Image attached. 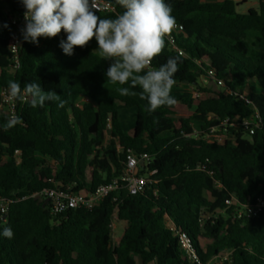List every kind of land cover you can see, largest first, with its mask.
Returning a JSON list of instances; mask_svg holds the SVG:
<instances>
[{"label": "trees", "instance_id": "16d2710c", "mask_svg": "<svg viewBox=\"0 0 264 264\" xmlns=\"http://www.w3.org/2000/svg\"><path fill=\"white\" fill-rule=\"evenodd\" d=\"M106 1L115 11L95 10L98 16L122 14L117 0ZM166 2L177 28L153 67L177 59L176 83L208 97L171 92L174 105L149 113L146 100L117 92L130 85L107 81L111 61L99 56L95 39L72 56L59 46L63 30L38 44L23 40L21 67L12 72L9 17L25 9L20 0H0V93L9 80L22 89L35 82L64 101L63 107L50 101L35 108L30 98L18 101L23 123L7 131L9 117L0 115V149L8 153L4 158L0 151V198L9 201L7 213H0V264H197L181 247L180 233L188 234L202 264L225 255L221 264H264V209L255 218L238 215L264 198V0L244 13L232 0ZM130 91L139 95L141 89ZM83 99L88 102L80 105ZM132 108L135 119L126 127L120 111ZM256 113L262 124L252 135L241 126H229L223 144L194 135V123L219 134L225 120L248 119L254 126ZM15 150L22 152L19 165ZM129 150L151 156L149 171H156L136 195L123 186L91 210L58 215L33 197L57 186L93 192L123 174ZM115 218L126 225L117 243ZM5 227L12 239L2 235ZM202 240L209 244L203 247Z\"/></svg>", "mask_w": 264, "mask_h": 264}, {"label": "clouds", "instance_id": "9594fccd", "mask_svg": "<svg viewBox=\"0 0 264 264\" xmlns=\"http://www.w3.org/2000/svg\"><path fill=\"white\" fill-rule=\"evenodd\" d=\"M25 11V26L21 29L23 40L38 44L40 37L55 38L63 30L66 40L60 42L63 53L74 54V48L86 47L93 39L98 44L99 56L111 61L106 71L108 82L130 85L141 89L140 98L147 101V111L155 112L176 103L171 95L179 71L178 60L169 58L159 67L153 60L163 54L166 40L177 28L173 9L166 0H117L123 9L115 18L97 15L96 0H20ZM7 27V25H5ZM18 45H10L16 51ZM129 87H119L121 96L137 95ZM30 98V106L43 107L56 101L63 107L64 101L55 91H45L40 84L31 82L21 88L20 83L9 80L6 100L9 103ZM22 117L12 115L3 125L5 131L22 124ZM2 235L12 239L10 227Z\"/></svg>", "mask_w": 264, "mask_h": 264}, {"label": "built area", "instance_id": "2783aa9c", "mask_svg": "<svg viewBox=\"0 0 264 264\" xmlns=\"http://www.w3.org/2000/svg\"><path fill=\"white\" fill-rule=\"evenodd\" d=\"M237 4H248L249 8H258L260 0H232ZM97 8L95 9L98 12L108 13L115 11V6L106 0H96ZM10 22L14 26L15 31L10 37L9 46L10 45H18L16 51L10 52V63H11V71L16 72L21 67V50L23 45V37L21 34V29L25 26L26 21L24 19V13L22 14H11L10 15ZM9 48V47H8ZM182 54L181 51H179ZM209 76L211 78H215V73L213 71H209ZM222 84V82H218ZM6 89L4 87L0 93V115L4 114L8 117L12 116L13 114L16 115V108L18 105V101L14 103H9L6 100ZM241 98L248 104L251 103V100L247 94H243ZM254 120L256 121L255 125L252 126V123L248 119H242L240 122L239 120L235 121L234 123L229 124V120H225L222 123L224 127L223 133H218L219 128H211L209 133L199 131L194 133L196 137H200L201 133H203L204 137L210 141L218 142V143H225L229 137H227L226 132L229 126L237 127L241 126L247 132V135L254 134L255 128L259 127L262 124V119L258 113L255 114ZM0 151L4 154V158L8 157V153L4 150ZM14 159L16 160L17 164H21L22 161V152L20 150H15L14 152ZM152 163V158L146 153L135 154L132 151H128L127 154V161L126 166L124 169L123 174L113 179L108 184L100 185L95 191L90 192L87 190L74 192L70 188H63V187H54V188H45L40 192L34 193L33 197H40L46 200L50 205V211L54 215L62 214L68 210L73 209H86L91 210L98 206L103 200L112 194L113 192L117 191L121 187H126L128 192L131 195H136L142 192L152 181L150 177L156 173V171H149V166ZM201 169V168H199ZM145 171L146 173H142ZM228 205L235 204L234 200H228ZM9 208V201L0 198V213L6 214ZM264 209V198H258L256 202L242 206L241 209L238 210L239 217H247V218H255L257 217L260 212ZM116 218L113 220L112 229L114 228V223ZM179 243L181 247L185 250L190 260L196 262L197 264H202L200 258L197 254V251L186 233L178 234ZM113 238V235H112ZM218 259L221 263L227 259V255L223 257L215 258ZM213 259V260H215ZM212 260V261H213ZM209 262L208 264H210Z\"/></svg>", "mask_w": 264, "mask_h": 264}, {"label": "rangeland", "instance_id": "374dc122", "mask_svg": "<svg viewBox=\"0 0 264 264\" xmlns=\"http://www.w3.org/2000/svg\"><path fill=\"white\" fill-rule=\"evenodd\" d=\"M248 8H249V5L248 4H242L239 8H238V11L240 13H244V12H247L248 11ZM173 94H180V95H190L192 97H200V98H207L208 95L206 94H201V95H198L194 92V89L190 86V85H187V84H181V83H176L174 85V87L172 88V91H171ZM135 98L137 100H139V102L141 104H144V100L140 98V95H135ZM85 102H88V100H81L79 102L80 105H83ZM135 112H136V109L135 108H132V109H122L120 111V115H121V119L123 121V123L125 124L126 127H131L133 122H134V119H135ZM194 128H195V131L196 132H199L200 131V124L199 123H194ZM123 231H124V226L122 224V222H119L118 220L115 221L114 223V228H113V242L117 243L119 242L120 238L122 237L123 235ZM207 244H209L208 241H204L202 240L201 241V245L203 247H206ZM137 264H142L140 260H137ZM210 264H221V262L217 259L211 261Z\"/></svg>", "mask_w": 264, "mask_h": 264}, {"label": "crops", "instance_id": "0c3cea01", "mask_svg": "<svg viewBox=\"0 0 264 264\" xmlns=\"http://www.w3.org/2000/svg\"><path fill=\"white\" fill-rule=\"evenodd\" d=\"M249 10V9H248ZM168 224H169V226H171V228H172V224H171V222H167ZM123 224V226H124V229H125V227H126V225L124 224V223H122ZM124 232V231H123Z\"/></svg>", "mask_w": 264, "mask_h": 264}, {"label": "water", "instance_id": "95a60500", "mask_svg": "<svg viewBox=\"0 0 264 264\" xmlns=\"http://www.w3.org/2000/svg\"><path fill=\"white\" fill-rule=\"evenodd\" d=\"M6 218V217H5Z\"/></svg>", "mask_w": 264, "mask_h": 264}]
</instances>
